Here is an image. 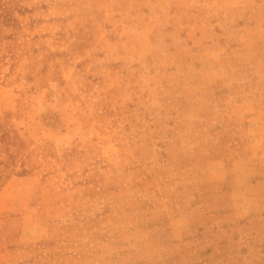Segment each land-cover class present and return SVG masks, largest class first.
<instances>
[{"label":"rangeland","instance_id":"obj_1","mask_svg":"<svg viewBox=\"0 0 264 264\" xmlns=\"http://www.w3.org/2000/svg\"><path fill=\"white\" fill-rule=\"evenodd\" d=\"M0 264H264V0H0Z\"/></svg>","mask_w":264,"mask_h":264}]
</instances>
